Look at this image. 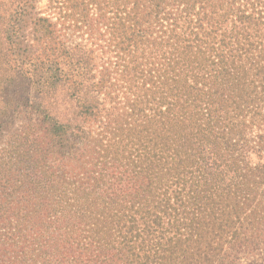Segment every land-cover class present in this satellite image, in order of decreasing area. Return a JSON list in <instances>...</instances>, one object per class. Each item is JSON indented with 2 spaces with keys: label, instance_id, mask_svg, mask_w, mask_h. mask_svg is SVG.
I'll list each match as a JSON object with an SVG mask.
<instances>
[{
  "label": "trees",
  "instance_id": "obj_1",
  "mask_svg": "<svg viewBox=\"0 0 264 264\" xmlns=\"http://www.w3.org/2000/svg\"><path fill=\"white\" fill-rule=\"evenodd\" d=\"M0 264H264V0H0Z\"/></svg>",
  "mask_w": 264,
  "mask_h": 264
}]
</instances>
